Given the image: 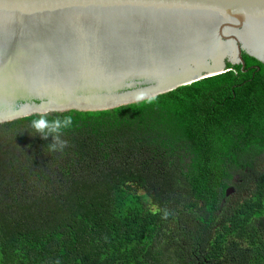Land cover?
I'll use <instances>...</instances> for the list:
<instances>
[{
  "label": "trees",
  "instance_id": "trees-1",
  "mask_svg": "<svg viewBox=\"0 0 264 264\" xmlns=\"http://www.w3.org/2000/svg\"><path fill=\"white\" fill-rule=\"evenodd\" d=\"M244 60L134 104L0 123V264H264V65ZM69 116L62 150L32 124Z\"/></svg>",
  "mask_w": 264,
  "mask_h": 264
},
{
  "label": "water",
  "instance_id": "water-1",
  "mask_svg": "<svg viewBox=\"0 0 264 264\" xmlns=\"http://www.w3.org/2000/svg\"><path fill=\"white\" fill-rule=\"evenodd\" d=\"M244 55L264 65L260 0H0V123L134 104Z\"/></svg>",
  "mask_w": 264,
  "mask_h": 264
},
{
  "label": "clouds",
  "instance_id": "clouds-1",
  "mask_svg": "<svg viewBox=\"0 0 264 264\" xmlns=\"http://www.w3.org/2000/svg\"><path fill=\"white\" fill-rule=\"evenodd\" d=\"M71 117H64L63 120L60 118H57L51 122H49L45 117H41L38 120H33L32 124L33 127L38 131V132H44L45 129H47L50 133H56L57 135L54 137L59 143V147L61 150L63 147L66 146V142L60 141L59 140V133L61 132L62 129L67 128L68 126L71 125ZM57 145H53L55 148Z\"/></svg>",
  "mask_w": 264,
  "mask_h": 264
},
{
  "label": "snow or ice",
  "instance_id": "snow-or-ice-1",
  "mask_svg": "<svg viewBox=\"0 0 264 264\" xmlns=\"http://www.w3.org/2000/svg\"><path fill=\"white\" fill-rule=\"evenodd\" d=\"M261 3H264V0H260Z\"/></svg>",
  "mask_w": 264,
  "mask_h": 264
}]
</instances>
